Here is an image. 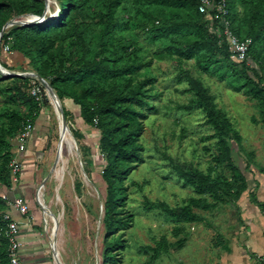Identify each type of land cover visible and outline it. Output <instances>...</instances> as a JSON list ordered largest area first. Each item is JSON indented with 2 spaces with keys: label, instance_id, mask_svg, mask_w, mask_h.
I'll return each instance as SVG.
<instances>
[{
  "label": "trees",
  "instance_id": "1",
  "mask_svg": "<svg viewBox=\"0 0 264 264\" xmlns=\"http://www.w3.org/2000/svg\"><path fill=\"white\" fill-rule=\"evenodd\" d=\"M57 2L61 10L56 17L34 25H14L4 33L1 49L10 42L12 51L25 58L27 68L48 80L62 102L65 97L70 99L86 125L97 128V153L91 144L83 142V146L93 158L100 154L104 162L99 178L100 191L104 193L105 229L101 264H121L128 242L126 231L135 222V214L128 209L127 180L146 161L141 141L145 122L152 113L159 112L151 101L156 97L152 92L157 81L151 69L152 60L143 58L141 43L135 36L127 38L131 25L144 32L149 44H159L162 56L193 60L201 72L256 99L264 123V78L255 67L258 64L261 70L264 64V0H229L233 32L240 38L253 39L249 57L254 66L232 59L226 38L219 35V22L210 26L196 0ZM46 6V0H0V32L14 19L31 14L42 16ZM177 79L186 82L194 94L183 108H200L206 113L207 122L219 137L216 161L230 169L229 175L206 174L195 168L179 171L184 185L195 187L200 197L191 198L181 207L166 203L159 207L176 223L195 222L203 218L194 208L207 210L214 206L202 196L210 195L216 202H224L238 200L249 191L251 163L242 156L246 154L242 135L216 105L205 83L182 64ZM5 80L12 82L0 86V92H8L17 108L0 113L10 119L8 123L0 122V193L13 187L10 163L14 141L28 121L37 125L48 104L46 91L37 79L6 75L0 78V82ZM35 86L41 88L39 98L31 93ZM63 110L69 121V109L64 103ZM70 128L80 140L79 132ZM83 163L89 178L96 183L87 160ZM82 187L83 183L77 180L75 189L80 195ZM250 196L256 197L252 192ZM7 208L0 197V232L6 226L3 213ZM163 246L161 243L155 252L160 254ZM0 264H10L8 241L1 234Z\"/></svg>",
  "mask_w": 264,
  "mask_h": 264
},
{
  "label": "rangeland",
  "instance_id": "2",
  "mask_svg": "<svg viewBox=\"0 0 264 264\" xmlns=\"http://www.w3.org/2000/svg\"><path fill=\"white\" fill-rule=\"evenodd\" d=\"M51 13L55 17L58 13V7L53 2ZM27 17L14 20H24ZM131 28L127 38L135 36L141 43L143 58L152 60L151 69L157 81L152 92L156 97L151 101L158 107L159 112L152 113L145 122L141 141L145 147L146 161L134 170L127 180L128 209L135 214V222L126 231L128 242L121 264H212V259L223 252L221 249L216 250L214 246L217 236L226 239L230 224L239 221V202L229 199L216 202L210 195L202 196L214 204L207 210L194 208L203 220L180 223L174 222L159 207L161 203L181 207L191 198L200 197L195 192V187L184 185L180 170L195 168L206 174H230V169L225 164L216 161L219 137L207 122L206 113L200 108H183L189 104L194 94L189 91L186 82H179L177 79L180 65L190 69L214 95L216 105L230 118L242 135L246 152L242 156L244 160L246 156L247 163H254L252 168L255 171L260 166L264 167V123L259 113V102L242 92L230 89L216 77L201 72L193 60L184 61L173 56H162L159 44H149L144 32L134 24ZM0 61L12 72H35L27 68L25 58L12 49L8 53H1ZM255 67L264 78V64L261 70L260 65L256 64ZM2 76L5 75L0 72V78ZM10 82L12 81H1L0 86L4 87ZM9 96L8 92H0V113L17 108ZM60 102L69 109V126L79 132L80 140H76L81 158L79 159L74 142L72 151L68 146L65 147L68 164L63 184L58 189L60 182L55 174V167L59 158L63 122L61 114L56 112V104L48 100L37 123L38 126H43L41 134L37 133L41 139L36 143H29V146L35 145L36 150L39 149L36 151L39 167L35 191H31V198L27 199V203L29 206L36 204L35 192L37 193L41 186V190L44 187L43 198L46 199V206L50 208L53 216L58 218L63 215L62 220L58 221L57 235L53 238L55 223L50 222L49 211L42 204L46 221L43 217V225L46 227L50 245L54 251L56 249L55 260L53 251L51 252L55 264H101L105 229L104 193L100 191L102 184L99 178L104 162L100 154L93 158L83 146V142H87L97 153L99 133L96 127L84 123L79 108L72 104L70 99L65 97L64 101ZM23 111L27 112L25 108ZM9 121V117L0 116V122ZM80 160L82 163L87 160V168L92 172L96 183L89 178L87 172L88 178L84 176ZM49 174L50 177L43 186L42 182ZM248 175L251 178L249 173ZM77 180L83 183L81 195L75 189ZM58 197L61 201H58ZM163 238L167 241H163ZM161 243L165 249L157 254L155 248Z\"/></svg>",
  "mask_w": 264,
  "mask_h": 264
},
{
  "label": "crops",
  "instance_id": "3",
  "mask_svg": "<svg viewBox=\"0 0 264 264\" xmlns=\"http://www.w3.org/2000/svg\"><path fill=\"white\" fill-rule=\"evenodd\" d=\"M35 126L31 141L38 142L41 138V126ZM30 145V144H29ZM34 145V144H33ZM245 149V148H244ZM35 145L28 146L27 150L20 153L24 163L21 183L16 192L10 195H22L25 200L31 198V191L38 181V155ZM253 163V162H252ZM251 163V178L249 191L243 193L239 202L238 222L230 224L226 239L221 242L216 238L214 246L216 250L223 252L212 259V264H256L255 256L264 254V167H258L255 171ZM254 164V163H253ZM254 171V172H253ZM250 192L256 195L251 198ZM36 199V192H35ZM28 202V201H27ZM262 204V205H259ZM11 213L21 222V239L24 242L22 259L24 264H55L52 259L50 240L43 225L44 212L36 201L30 205V213L25 216L16 209ZM32 220L28 221L29 218Z\"/></svg>",
  "mask_w": 264,
  "mask_h": 264
},
{
  "label": "built area",
  "instance_id": "4",
  "mask_svg": "<svg viewBox=\"0 0 264 264\" xmlns=\"http://www.w3.org/2000/svg\"><path fill=\"white\" fill-rule=\"evenodd\" d=\"M196 1L198 2L200 12L205 14V17L208 20L210 26H213L216 21L219 22V28H220L219 35H223L224 38H226L229 49L232 53V59L239 64L246 62L248 65L254 66L253 62L249 57L250 49L253 44V39L250 37L240 38L233 32L232 24L230 21L229 0H196ZM13 26L14 25H11L8 29H10ZM10 51H11L10 42L4 45V47H2V49L0 50V52L3 53H8ZM31 93L33 94V96L39 98L41 94V88L35 86L32 88ZM95 121L97 122L98 120L96 119ZM34 130H35V125L30 121H28L22 127L16 140L14 141V145H15L14 157L10 163L13 187L9 191L0 193V197L7 203L8 206L7 210H5V212L3 213V219L6 222V226L3 229H1L0 234L8 241V258L10 260V264H24V261L22 259V249L24 246V242L21 239V222L16 218H14L13 214L11 213V210L16 209L22 215L27 216L30 213V206L22 195L17 194L11 196L10 193L16 192L20 186L21 176L24 166V163L20 157V153L27 150L29 143L31 142V138ZM40 189L41 186L39 187L38 191H40ZM38 191L36 193V201L43 210V205L39 198ZM44 200H45L44 203L47 204L45 198ZM30 220H32V218L28 219V221ZM44 221H45V215H44ZM255 262L256 264H264V254L255 256Z\"/></svg>",
  "mask_w": 264,
  "mask_h": 264
},
{
  "label": "water",
  "instance_id": "5",
  "mask_svg": "<svg viewBox=\"0 0 264 264\" xmlns=\"http://www.w3.org/2000/svg\"><path fill=\"white\" fill-rule=\"evenodd\" d=\"M47 2V6H46V10L44 12V14L42 16H39V15H36V14H31V15H28V17L24 20H13L12 22H9L7 23L2 31L0 32V50H1V41H2V37L4 35V33L6 32V30L11 26V25H34V24H39V23H43L45 22L46 20H49L53 17H55L54 15H52L51 13V3H55V5L58 7V13L60 12V6L57 2V0H46ZM57 13V15H58ZM0 72L6 76H21V77H31V78H37L39 80V82L41 83V85L44 87L45 91H46V96H47V100H49V95H52L54 100L56 101L57 105L59 106V111L56 110V112H60L61 114V118H62V122H63V125L66 129V131H68L70 134H71V137H72V140L73 142L75 143V149L77 150V154L79 156V159L81 158V154H80V151H79V146H78V143H77V140L76 138L74 137L73 135V132L69 126V123L67 122V119H66V116H65V113H64V110H63V106L61 104V100L59 98V96L57 95L56 91L54 90L52 84L46 80L45 78L41 77L38 73L36 72H22V73H17V72H12L8 69H6L2 64H1V61H0ZM80 164H81V167H82V172L84 174V176L86 178H88L87 174H86V171L84 170V165L82 163V160H80ZM50 177V174L43 180L42 182V185L44 186L45 182L49 179ZM52 248V251H53V256H54V260H55V252H54V249L53 247L51 246Z\"/></svg>",
  "mask_w": 264,
  "mask_h": 264
},
{
  "label": "bare ground",
  "instance_id": "6",
  "mask_svg": "<svg viewBox=\"0 0 264 264\" xmlns=\"http://www.w3.org/2000/svg\"><path fill=\"white\" fill-rule=\"evenodd\" d=\"M49 101H51L52 103L56 104V108L58 109L59 111V106L57 105L56 101L54 100L53 96L52 95H49ZM59 115H60V112H59ZM61 119V118H60ZM61 133H62V139L61 142H60V151H59V158H58V162L56 164V167H55V174L59 180V187L58 189L61 188V185L63 184V180H64V177H65V174H66V167H67V164H68V159L66 158L65 156V147H69L70 149L69 150H73L74 148V144H73V140H72V137L70 135V133L68 131H66L63 123L61 125ZM61 138V137H60ZM75 150V149H74ZM55 160V159H54ZM53 176V175H52ZM41 190V189H40ZM44 190V187H42V190L39 192V198L42 202L43 205H45V207L47 208V210L49 211V216H50V222H54L55 223V227L53 228V231H52V235H53V238L57 235V231H58V221H61L62 218H63V215L61 214L60 217L56 218L55 216H53L50 208L48 206H46V204L44 203V198H43V191ZM57 192V191H56ZM58 196V195H57ZM58 201H61L60 197H58ZM51 238V237H50ZM53 247V246H52ZM56 251V249H55ZM54 251V252H55ZM59 252V251H58ZM60 253V252H59ZM59 253H58V256H59ZM58 261V260H57ZM60 263V262H59ZM58 263V264H59Z\"/></svg>",
  "mask_w": 264,
  "mask_h": 264
}]
</instances>
